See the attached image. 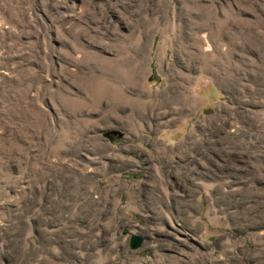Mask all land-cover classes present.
I'll use <instances>...</instances> for the list:
<instances>
[{"label":"rangeland","instance_id":"1","mask_svg":"<svg viewBox=\"0 0 264 264\" xmlns=\"http://www.w3.org/2000/svg\"><path fill=\"white\" fill-rule=\"evenodd\" d=\"M0 264H264V0H0Z\"/></svg>","mask_w":264,"mask_h":264},{"label":"water","instance_id":"2","mask_svg":"<svg viewBox=\"0 0 264 264\" xmlns=\"http://www.w3.org/2000/svg\"><path fill=\"white\" fill-rule=\"evenodd\" d=\"M141 239L139 238V237H137V236H134L133 238H132V240H131V247L133 248V249H137L138 247H140V245H141Z\"/></svg>","mask_w":264,"mask_h":264}]
</instances>
